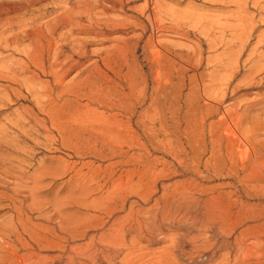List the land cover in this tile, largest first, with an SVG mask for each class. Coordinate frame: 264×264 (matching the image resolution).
I'll use <instances>...</instances> for the list:
<instances>
[{
    "label": "rangeland",
    "instance_id": "374dc122",
    "mask_svg": "<svg viewBox=\"0 0 264 264\" xmlns=\"http://www.w3.org/2000/svg\"><path fill=\"white\" fill-rule=\"evenodd\" d=\"M29 1L0 0V24L18 22L15 15ZM146 3L135 0L126 5L129 15L146 23V32L135 25L125 30L138 38L135 45L127 54H116L102 74H95L92 98L73 106V122L69 113L64 115L63 121L74 129L75 148L31 146L35 166L44 161L60 173L44 180L37 193L43 206L31 215L43 223L53 215L51 223H59L53 203L65 197L63 209L74 214L78 225L76 255L79 260L92 256L89 264H159L170 259L172 264H234L246 253L260 256L257 264H264V122L247 144L240 131L241 121L264 117V67H253L257 58L250 56L255 47L264 51V44H258L264 39V9L252 1L244 11L217 0ZM155 3L161 11L157 28L148 18ZM43 5L42 12L26 14L29 18L42 13L43 18L25 28L58 14L57 2ZM233 14L252 21L232 19ZM241 24L247 31L243 40L237 34ZM19 31L15 27L6 35ZM123 35L117 32L113 37ZM91 37L72 34L88 45L85 65L115 44ZM153 37L161 44L151 41ZM165 45L168 49L161 51ZM11 52L0 46V56ZM82 69L73 70L67 81ZM7 86L14 88L9 99L4 96ZM23 94L28 95L25 89L0 77V125L12 116L14 121L39 113L33 97ZM32 201L33 197L27 205ZM14 214L8 201H0V223ZM194 224L222 231L234 243L229 263L224 260L227 248L212 249L215 257L208 260L204 252L172 247L173 242L188 243ZM1 242L2 260L30 264L29 247L15 238L11 244L18 250ZM52 254V249L43 251L39 264H52L46 259Z\"/></svg>",
    "mask_w": 264,
    "mask_h": 264
},
{
    "label": "bare ground",
    "instance_id": "6f19581e",
    "mask_svg": "<svg viewBox=\"0 0 264 264\" xmlns=\"http://www.w3.org/2000/svg\"><path fill=\"white\" fill-rule=\"evenodd\" d=\"M45 1L49 0H30L27 6L22 8V13L19 12L15 15L14 18L18 19V22L11 21L7 23V21L0 24V46L12 50L10 54L0 56V77L21 89H25L28 95H23L27 99L32 96L39 110V113H34L33 116L18 117L14 121H12V116V119H9L7 123L0 125V201H8L10 206L15 209V214L10 216L9 221L6 220V222L0 223V239L4 245L13 246L12 248L15 250H18L17 245L11 244L14 238L19 240L24 247H29L31 249L28 254L31 256L29 259L31 260L30 264H39L43 259L42 252L51 249L55 254L46 256V259H50L52 264L58 262L61 264H89L92 261V256L88 258L84 256V259L79 260L76 255L78 249L73 244L77 241L79 235L78 225L74 214L71 212L66 213L63 209L65 201L63 199L65 197L63 199L57 198L53 203L55 207L54 217L60 219L59 223H51L53 215L49 219L47 218V223L37 222L31 215L33 209L39 211L43 206V202L38 200L37 193L43 189L44 185L42 186V183L44 180L51 177L55 179L60 173L52 164L48 165L44 161L39 166H35L32 162L33 157L30 150L32 145L41 144L51 149L58 144L75 148L74 129L69 128L68 123L63 121L65 113H69V120L73 122L72 118L75 116L73 106L79 104L80 100L92 98L95 74H102L103 70L113 62L116 54H127L131 46L135 45L133 41L137 37L135 38L125 30L135 25L146 32L147 27L142 19L129 15L127 12V3L135 0H52L57 2L58 14L33 29L25 28L29 23L43 18L42 13L29 18H26V14H34L35 11L42 12L43 2ZM217 1L232 2L241 11L246 10L252 1V4L254 3L259 8L264 9V6L261 5L264 0ZM153 3L154 0H148L146 4L149 6ZM38 5L40 6L38 7ZM147 6L142 9L146 11ZM154 8L148 18L153 26L157 28L160 27L161 23L158 18L161 11L157 4ZM142 14V17H144L146 13ZM230 18L252 21V18L248 19L247 16L242 14H233ZM243 23L245 24V22ZM244 24H241L242 29L237 28V34L242 38L241 40L247 32ZM15 27L20 29L16 35H6L8 30ZM66 27H69V29L63 32V28ZM75 32L90 35L94 41L112 40L115 44L97 52L98 58L93 63L85 65L90 58L88 45L83 43V38H72V34ZM117 32L123 33V37L115 39L113 34ZM234 33L236 32L234 31ZM246 36L249 37V35ZM150 40H153L156 44H161L157 37L150 38ZM258 44L263 45L264 39H260ZM241 46L243 51L245 44H241ZM162 49L167 50L168 47L166 45L161 46V51ZM17 53L22 57L16 58L15 54ZM250 56L257 58L253 67L262 70L264 67V51L258 52L257 47H255ZM82 66L83 69L71 81H67L70 73ZM12 90H14L13 87H4V96L9 99L12 96ZM5 120L3 119V121ZM263 122L264 117L257 118L252 122L241 121L240 131L246 144L251 140L250 134L257 132L256 126L259 128ZM66 123L67 125H65ZM13 127L16 131H12L11 128ZM11 185L16 187H10ZM21 187H24V189H21ZM21 190H25L29 194L23 195ZM120 192H123V190H119ZM32 197V204L27 205L26 202ZM116 229L119 230V228ZM187 236H189L188 243L173 242L172 247L174 249L184 248L191 253L204 252L208 260L215 257L214 253L210 252L212 249L227 248L229 252L225 255L224 260L228 263L231 261L230 258L234 253V243L225 239L224 232L194 224ZM261 254L260 252L258 256ZM253 257L246 253L243 258L236 257L234 264H254L255 262L257 264L261 260L260 256ZM0 261H2V264H11L10 259L7 257L3 260L0 258ZM168 261L165 263L159 260V264H172Z\"/></svg>",
    "mask_w": 264,
    "mask_h": 264
}]
</instances>
